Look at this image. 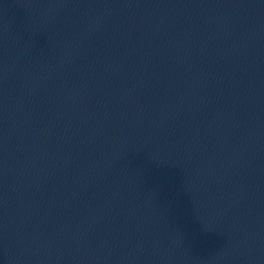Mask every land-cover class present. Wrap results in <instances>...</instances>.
<instances>
[{
	"label": "water",
	"instance_id": "1",
	"mask_svg": "<svg viewBox=\"0 0 264 264\" xmlns=\"http://www.w3.org/2000/svg\"><path fill=\"white\" fill-rule=\"evenodd\" d=\"M0 264H264V0H114L0 141Z\"/></svg>",
	"mask_w": 264,
	"mask_h": 264
}]
</instances>
